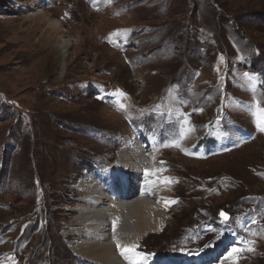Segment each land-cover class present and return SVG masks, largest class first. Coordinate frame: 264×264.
Masks as SVG:
<instances>
[{
    "label": "rangeland",
    "instance_id": "374dc122",
    "mask_svg": "<svg viewBox=\"0 0 264 264\" xmlns=\"http://www.w3.org/2000/svg\"><path fill=\"white\" fill-rule=\"evenodd\" d=\"M98 1L0 0V264H79L60 189L135 142L156 143L153 179L170 186L140 256L180 263L218 237L242 239L235 264H264V171L239 167L261 142L264 0ZM51 24L61 34L39 54Z\"/></svg>",
    "mask_w": 264,
    "mask_h": 264
},
{
    "label": "bare ground",
    "instance_id": "6f19581e",
    "mask_svg": "<svg viewBox=\"0 0 264 264\" xmlns=\"http://www.w3.org/2000/svg\"><path fill=\"white\" fill-rule=\"evenodd\" d=\"M99 1L97 6L105 4ZM62 26L63 24L49 25L50 37H46L43 47L37 51L39 54L47 55L49 52V56L52 54L53 51L50 50L49 46L53 42L51 38L61 34ZM71 45L72 40H68L66 36L59 39L56 49L62 55V60H66L67 50ZM64 61L63 66L65 68ZM244 130L249 132V135L253 134L248 128ZM258 133L261 139L258 150L255 153L245 155L243 160H240L239 167L247 175L258 162L264 171V132L259 131ZM249 135L247 134V136ZM255 138V136L249 138L241 146L230 149L228 152L231 154L235 150L238 151L251 146ZM155 144L153 142L143 145V143L135 142L121 152L118 162L111 171L95 173L92 179L88 180L87 178L86 183L81 181V183L78 182V185L75 184V187L66 185L60 189L59 203L62 204L61 209L64 210V214L58 222L57 229L62 233L63 238H71L72 241L70 242V250L68 249L69 251L67 250L66 253L75 257L79 264H235V256L241 254L244 249L242 239L240 244H232L230 248L229 245L224 246L225 242L217 240V237L210 243L208 242L209 244L207 243L205 249L198 250L187 257L191 259L180 263L166 259L159 261L156 256L152 255L140 256L139 251L142 250V247L139 242L152 234H160L166 223L163 208L167 205L165 191L167 187H170L169 182L155 183L153 178L161 175L160 172H156L153 176L151 171L152 168H157V158L147 155L153 149L158 150ZM144 168H148L146 180L142 176ZM129 174L134 175L133 181H131ZM150 199H156V201L159 199L160 205L157 206L156 201H150ZM62 237H58L59 240H63ZM117 242L123 248L135 246V253H127L123 259V255L119 254L121 251L117 247ZM245 254L247 255V253Z\"/></svg>",
    "mask_w": 264,
    "mask_h": 264
},
{
    "label": "snow or ice",
    "instance_id": "6c2138e0",
    "mask_svg": "<svg viewBox=\"0 0 264 264\" xmlns=\"http://www.w3.org/2000/svg\"><path fill=\"white\" fill-rule=\"evenodd\" d=\"M121 110L123 109V105L120 106ZM259 119H260V126H259V130L260 131H264V110H261L260 115H259ZM174 203V201H173ZM221 216H223V218L225 220L228 219V217L222 212ZM117 247L120 249L121 251V255H126L127 253H135V246L131 247V248H123L119 245V242H117ZM233 251H236L235 249H233ZM136 255H139V253H136Z\"/></svg>",
    "mask_w": 264,
    "mask_h": 264
}]
</instances>
